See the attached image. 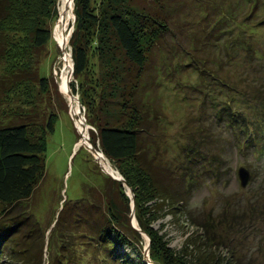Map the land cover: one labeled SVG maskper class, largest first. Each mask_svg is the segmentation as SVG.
I'll return each instance as SVG.
<instances>
[{"label": "trees", "instance_id": "1", "mask_svg": "<svg viewBox=\"0 0 264 264\" xmlns=\"http://www.w3.org/2000/svg\"><path fill=\"white\" fill-rule=\"evenodd\" d=\"M227 1L74 0L71 91L93 128L91 144L124 182L107 175L99 187L88 185L83 198L66 200L45 225L35 217L34 199L48 172V138L67 105L55 78L43 73L49 43L54 40L58 0H0V259L4 260L0 264H149L147 240L133 224L128 188L133 191L137 227L150 239L151 262L241 264L235 251L225 255L214 247L226 244L216 236L209 234L205 241L192 234L180 249H174L155 227L166 212L180 213L179 205L187 199L182 191L187 174H183L192 178V155L207 157L201 153L203 147L195 150L185 145L183 165L171 171L160 161L161 146L153 132L160 130L157 125L163 113L153 97L155 75L174 77L176 71L191 67L208 77V92H203L215 110L213 121L222 127L241 122L235 98L262 107L259 117L264 113V74L243 93L217 73L218 65L223 68L224 63L241 58L250 47L256 51L248 44L251 32L239 30L235 13L249 7L250 20L261 9L262 0H237L230 2V9L225 7ZM189 2L208 10V24L200 28L203 34L198 37L177 23L181 15L189 14ZM180 30L198 43L208 33V42L201 41V53L208 52L206 63L198 49L180 47ZM211 85L219 86L220 92ZM251 91L256 96L249 99ZM217 96L228 101L217 102ZM245 132L241 151L256 152L264 143V122L261 129L249 126ZM209 144L208 140L212 163L219 154ZM176 167L185 170L181 177ZM212 174L221 178L225 170Z\"/></svg>", "mask_w": 264, "mask_h": 264}, {"label": "rangeland", "instance_id": "2", "mask_svg": "<svg viewBox=\"0 0 264 264\" xmlns=\"http://www.w3.org/2000/svg\"><path fill=\"white\" fill-rule=\"evenodd\" d=\"M62 1L58 0V17L53 27L54 40L49 43L48 56L43 66L44 75L55 78L67 102L55 132L48 138V172L34 199L35 217L45 225L52 220L66 200L83 198L88 185L99 187L107 175L114 176L117 180L122 177L108 159L105 163H109L115 173L106 171L108 165L100 161L101 156L94 153L91 147L79 146L82 136L71 111L70 99L61 87L64 51L63 46L57 41L59 39L55 35V30L61 17ZM216 1L220 2V0ZM230 2L235 4L237 0H228L226 8ZM187 8L189 14L185 17L181 15L177 23L184 25L187 33L194 35L192 32H195L198 37L203 34L200 28L205 26L206 22L208 24V10L196 2H189ZM248 8L243 12L237 9L235 16L238 18L237 23L240 24L239 30L246 28L251 32L248 44L255 46L256 51L251 50L250 47L249 50L241 53V58L229 64L224 63L223 68L218 65L217 71L222 79L243 93L244 88L250 84L253 85L255 80L264 74L262 71L264 70V0L261 1V9L257 15L250 16V20H247ZM71 11L72 19L65 22L67 29L65 37L68 45H70L73 31L72 26L75 23L74 0L71 3ZM244 22L249 26L246 27ZM235 25L236 23H230L231 27ZM177 35V40L182 44L180 47H186L191 51L198 49L202 60L207 62L208 52L204 55L201 53V44H203L201 41L208 42V33H205L206 39L201 38L199 43L196 38L184 37L182 30L177 31ZM175 50L177 52L178 49ZM66 52L72 55L69 48ZM180 53L178 50L177 54ZM218 53L216 52L215 57L219 55ZM220 57L224 58V56ZM216 63L220 64V62ZM72 65L74 75L73 59ZM171 65L174 66V64ZM155 76L158 79L152 86L153 97L161 107L160 112L163 116L157 125L160 130L152 132L161 146L160 161L170 170L171 168L174 170L175 165L180 166L181 163L183 165L186 160L182 156L185 145H190L195 150L203 147L204 150L201 153L207 156L202 159L201 156L194 158L192 155V178L191 175L188 178V173L183 174H187L186 180L182 182V191L187 199L179 205L180 213L166 212L167 214L163 215L155 227L166 235L174 249H180L189 235L194 234L196 240L203 238L206 241L210 234L211 237L216 236L226 243L219 246L215 244L214 247H217L218 251L225 255H231L235 251V256L241 259V264H264V182H261L264 177V143H260L256 152L241 151L243 144L246 143L245 131L249 129V126L254 130L261 129L264 113L260 117L259 113L263 110L262 107L256 106V103L235 98L233 105L242 111L241 122L231 128L222 127L213 121L212 117H216L215 110L209 106L211 100L208 101V94L204 93L205 90L208 92V77H201L198 71L191 67L176 71L174 77L159 73ZM72 81L73 76L70 80V88ZM210 88L216 92H220L221 89L217 85H211ZM250 93L249 99L256 96L252 91ZM217 99V102H224V104L228 101L227 97L222 96H217ZM76 102L79 104V100ZM79 108L81 116L86 121L85 109L81 105ZM246 125L249 126L246 127ZM87 127L88 139L91 143L93 128ZM208 140L214 152L219 154L218 159L212 163L208 161ZM240 167L247 168L251 173V180L246 187L242 186L238 177ZM219 168L225 170L221 178L212 174ZM182 172L185 170L178 169L176 175L181 177ZM185 195H183L184 198ZM206 222L210 223L208 227L205 226Z\"/></svg>", "mask_w": 264, "mask_h": 264}, {"label": "bare ground", "instance_id": "3", "mask_svg": "<svg viewBox=\"0 0 264 264\" xmlns=\"http://www.w3.org/2000/svg\"><path fill=\"white\" fill-rule=\"evenodd\" d=\"M63 5L62 9H61V17L59 18V21L56 25V37L59 39L57 40L62 46H65V44L67 43V39L65 37L66 34V26H65V22H68L69 20L72 19V11H71V3L72 0H63ZM61 2V4H62ZM67 24V23H66ZM63 72H62V89L64 90L65 93H67L70 102H71V111L73 114V117L76 120V124H77V128L82 136L81 142L79 144V146L81 145H87L88 143V125L86 123V121L84 120V118L81 116V112H80V104H78L76 101L77 98L73 97L72 94L69 91L68 85H70V80H71V70H72V59L71 56L68 52H66V50L64 51V55H63ZM69 91V92H68ZM77 103V104H76ZM81 116V117H79ZM92 149V148H91ZM100 161L104 162V159L100 157ZM106 165H108L106 167V171L110 172V173H115L114 169L108 164L105 163ZM146 239V238H145Z\"/></svg>", "mask_w": 264, "mask_h": 264}, {"label": "water", "instance_id": "4", "mask_svg": "<svg viewBox=\"0 0 264 264\" xmlns=\"http://www.w3.org/2000/svg\"><path fill=\"white\" fill-rule=\"evenodd\" d=\"M67 47H68V42L65 44V46H63V51H67ZM71 54V53H69ZM72 57V55H70ZM71 76H73V67H72V72H71ZM68 88H69V91L70 93L72 94L73 97H76L72 91H71V88H70V85H68ZM68 91V92H69ZM78 99V97H76ZM79 100V99H78ZM80 104V102H79ZM81 105V104H80ZM88 146L92 148L93 152L98 154V150L96 147H94L91 143H90V140L88 139V142H87ZM113 178H115L114 176H112ZM238 177L242 183V186L243 187H246L248 185V182L251 180V173L249 170H247V168L245 167H240L238 169ZM119 180L123 181L124 182V179L122 177H119ZM126 186V184H125ZM129 189V194L131 195L132 197V200H133V215H132V219H133V224L134 226L143 234V236L147 239V242H148V245L146 246V252H145V260L148 261L149 264H156V263H153L150 261V258H149V251H150V239L149 237L143 232L141 231L138 227H137V221H136V217H135V211H134V196H133V191Z\"/></svg>", "mask_w": 264, "mask_h": 264}, {"label": "built area", "instance_id": "5", "mask_svg": "<svg viewBox=\"0 0 264 264\" xmlns=\"http://www.w3.org/2000/svg\"><path fill=\"white\" fill-rule=\"evenodd\" d=\"M69 48V50H70V47H69V45H68V47H67V49ZM97 155H99V156H101L103 159H104V161H107L106 159V157L104 156V154L99 150L98 151V154ZM109 164V163H108Z\"/></svg>", "mask_w": 264, "mask_h": 264}, {"label": "clouds", "instance_id": "6", "mask_svg": "<svg viewBox=\"0 0 264 264\" xmlns=\"http://www.w3.org/2000/svg\"><path fill=\"white\" fill-rule=\"evenodd\" d=\"M98 150V149H97ZM99 151V150H98Z\"/></svg>", "mask_w": 264, "mask_h": 264}]
</instances>
